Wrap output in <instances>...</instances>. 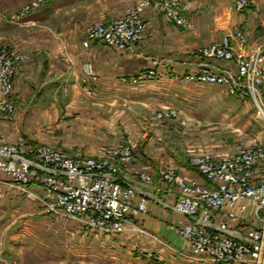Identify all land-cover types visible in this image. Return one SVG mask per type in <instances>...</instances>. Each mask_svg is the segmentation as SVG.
<instances>
[{
    "label": "crops",
    "instance_id": "1",
    "mask_svg": "<svg viewBox=\"0 0 264 264\" xmlns=\"http://www.w3.org/2000/svg\"><path fill=\"white\" fill-rule=\"evenodd\" d=\"M28 1L0 0V45L19 48L30 56L14 77L10 94L13 113L0 112L1 136L6 142L50 143L42 127H56L58 113L63 111L68 113L65 122L81 128L73 131L65 144L76 147L75 151L99 155L104 145L117 141L114 135L120 131L113 128H137V121L149 119L162 107L182 112L179 103H184L196 85L183 75L197 72L200 63L207 62L215 69L235 68L233 61L201 57L195 52L197 47L218 42L223 33L234 28L245 35L236 52L264 47V0H251L243 12L235 10V0H184L191 29L168 25L153 7H146L142 13L144 36L123 51L98 41L84 47V30L94 18L120 16L140 0H52L11 20L10 14ZM85 64L97 75L89 95L84 90L90 83L84 74ZM146 69H156L157 78L130 81ZM85 111L88 119L77 114ZM167 124L150 128L151 135L140 139L130 171L121 173L125 179L133 177V167L156 176L162 167L171 165L181 176L202 182V176L188 163L189 148L164 135ZM95 127V135L82 129L92 132ZM139 190L169 204L174 200V193L157 184L138 185L134 200L139 199ZM40 191L34 179L23 191L0 174V264H223L193 255L174 231L187 217L153 198L147 199L146 212L131 218L123 232L106 233L45 212L38 199Z\"/></svg>",
    "mask_w": 264,
    "mask_h": 264
},
{
    "label": "built area",
    "instance_id": "2",
    "mask_svg": "<svg viewBox=\"0 0 264 264\" xmlns=\"http://www.w3.org/2000/svg\"><path fill=\"white\" fill-rule=\"evenodd\" d=\"M52 0H30L10 15L18 20ZM251 0H235L237 12H243ZM162 11L165 20L178 26L192 23L181 13L182 0H140L115 18L98 19L85 29L83 46L99 41L117 50H128L143 36L142 12L146 7ZM245 42L238 28L226 32L221 41L202 50L207 58L233 61L235 68L215 69L209 64L185 76L187 80L225 87L227 92L251 102L264 118V47L239 53ZM30 56L20 49L0 45V112L11 114L13 104L7 96L19 68ZM88 73L93 75L91 69ZM142 79H155L154 69L141 71ZM96 77H92L95 79ZM136 82L135 77L130 79ZM86 93H90L87 89ZM0 126V136H1ZM132 162L131 147L124 145L105 157L67 156L50 145L25 146L0 142V174H5L17 187L27 191L32 180L40 187L39 201L43 210L54 215L76 219L92 229L121 233L130 219L147 210V199L187 217L174 231L195 256L215 263L264 264V144L255 143L231 154L193 155L190 164L202 176V182L186 179L174 169L159 171L157 176L137 170L131 179L122 172ZM174 193L171 204L139 190L138 185L156 184ZM134 226V224H133ZM133 230L135 227L132 228ZM153 239L157 237L152 235ZM67 264H85L73 261Z\"/></svg>",
    "mask_w": 264,
    "mask_h": 264
},
{
    "label": "rangeland",
    "instance_id": "3",
    "mask_svg": "<svg viewBox=\"0 0 264 264\" xmlns=\"http://www.w3.org/2000/svg\"><path fill=\"white\" fill-rule=\"evenodd\" d=\"M182 4L184 6V0H182ZM154 9L156 12L160 14V16H162L164 22L168 25H172L174 27H178L182 29H191L193 27V24L191 27H184V26H178L174 23L167 22L165 20V17L163 16L162 11L156 8ZM181 13H183V15L186 17L184 13V7L181 8ZM186 18L190 21L188 17ZM95 20L98 19L94 18L91 21L93 22ZM225 33L222 34L219 41H221ZM84 36H85V30H84ZM143 36H144V31H143ZM210 45L197 47L195 49L196 54L200 55L201 57L207 58L205 55L202 54L201 51L204 50L205 47H208ZM20 51L23 52L22 50ZM201 64H208V63L207 62L200 63L199 69L201 68ZM89 68L93 72L94 77H96L95 79H92L93 75L88 73ZM154 70L156 72V69ZM140 73L141 72L137 73L134 76L136 80L135 83H141L142 81L145 80L137 77V75ZM84 74L86 77L89 78L90 81V83H88L87 80H84V83L87 82L86 83L87 85L84 86V90L86 92V90L89 89L91 93L93 91V88L95 87L93 83L97 80V75L93 70L92 66L89 64L84 65ZM188 74H192V73H187L183 75V79H185V76ZM156 78H157V72H156ZM185 80L188 82H194L196 83V85L192 87L193 89L191 90L188 97L184 100V103L181 102L179 103L181 109L183 110L184 108L182 112L174 107H162L156 109L152 113L151 117H149V119L147 117L146 120L137 121V124L140 125L137 128H132V130L129 128H124L122 126L120 128H116V127L113 128L114 131L116 130L120 131L117 133V135L116 134L114 135L117 141L113 144L104 145L99 155L95 156V155L86 154L81 150L75 151L74 148L76 147H69L65 144L66 138L74 134L73 131H76V129L81 130V128H75L72 126L71 123L65 122L67 119H65L64 116H67L68 113L66 114L63 111L58 113L59 114L58 120L60 119V121L57 122L56 127L54 126L52 127V125L51 126L46 125L42 127V132H45L47 137L49 136V140H51L50 143L48 140L47 143L45 142L39 144L36 143L34 144L33 142H28V141L6 142L2 140V136H0V142L19 143L25 146L50 145L62 150V152H64L67 156L70 157L87 156L94 158L105 157V156L107 157L110 155L112 150L122 147L124 145H128L131 147L132 161H133L136 149L140 148V146L138 145L141 142L140 139H143L144 137L148 138L151 135L152 130H150V128L157 127L161 124L165 125L168 123L167 127L163 128L164 135L167 136V138L171 141H174V139H178L179 141L182 142V146H184L185 148H189L187 149L189 153L187 156V160L189 164H190V159L193 155H197L202 152H208L216 156L220 154L235 153L242 148L250 147L251 145L258 142L264 144V118L261 115L257 114V111L251 102H242L235 96L230 95L227 92L226 88L220 85L202 83L197 80H187V79ZM90 93H86V94L89 95ZM10 94L6 98L9 102L13 104V107L15 109V104L11 101ZM77 114L79 116H84V117L88 115L86 111ZM74 118H76V114H74ZM86 119L88 118L86 117ZM82 129H84V131H86L87 134L89 133L91 135H95L96 131L98 130V128L96 127L95 129H91L93 130L92 132H90L88 128L86 129L82 128ZM131 132L133 133L135 132L136 135L131 136ZM99 133H101V131H99ZM154 137L158 138V135L156 134ZM134 138L136 139L138 138L137 143L134 141ZM184 143L186 144V146L184 145ZM131 163L129 164V166H131ZM129 166L126 167V171L128 172L130 171ZM171 168L176 171V168L171 165L162 167L159 171L164 169H171ZM131 169H132L131 172L137 171L134 167ZM142 171H147V170L142 169ZM155 183L157 185L159 184L157 180Z\"/></svg>",
    "mask_w": 264,
    "mask_h": 264
}]
</instances>
